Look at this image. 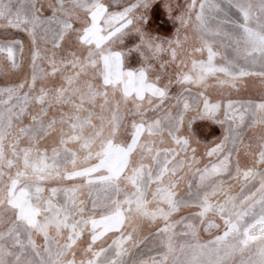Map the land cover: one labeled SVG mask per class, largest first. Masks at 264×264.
I'll use <instances>...</instances> for the list:
<instances>
[{"label":"snow or ice","instance_id":"obj_1","mask_svg":"<svg viewBox=\"0 0 264 264\" xmlns=\"http://www.w3.org/2000/svg\"><path fill=\"white\" fill-rule=\"evenodd\" d=\"M0 264H264V0H0Z\"/></svg>","mask_w":264,"mask_h":264},{"label":"rangeland","instance_id":"obj_2","mask_svg":"<svg viewBox=\"0 0 264 264\" xmlns=\"http://www.w3.org/2000/svg\"><path fill=\"white\" fill-rule=\"evenodd\" d=\"M170 27V26H169ZM219 131V129H217V132Z\"/></svg>","mask_w":264,"mask_h":264}]
</instances>
